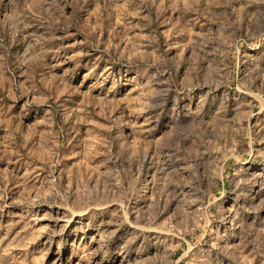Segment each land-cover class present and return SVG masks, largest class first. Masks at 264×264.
Returning <instances> with one entry per match:
<instances>
[{
  "label": "rangeland",
  "instance_id": "obj_1",
  "mask_svg": "<svg viewBox=\"0 0 264 264\" xmlns=\"http://www.w3.org/2000/svg\"><path fill=\"white\" fill-rule=\"evenodd\" d=\"M0 264H264V0H0Z\"/></svg>",
  "mask_w": 264,
  "mask_h": 264
}]
</instances>
